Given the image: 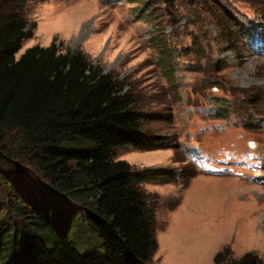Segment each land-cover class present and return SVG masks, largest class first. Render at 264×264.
I'll return each instance as SVG.
<instances>
[{
    "label": "rangeland",
    "instance_id": "obj_1",
    "mask_svg": "<svg viewBox=\"0 0 264 264\" xmlns=\"http://www.w3.org/2000/svg\"><path fill=\"white\" fill-rule=\"evenodd\" d=\"M22 10L34 30L16 59L53 41L81 51L132 91L143 120L165 118L144 121L151 144L113 157L154 171L141 185L155 207L153 264H214L225 248L232 261L264 259V102L242 101L264 99V47L248 38L264 32V0H34ZM215 97L228 118L214 117Z\"/></svg>",
    "mask_w": 264,
    "mask_h": 264
},
{
    "label": "trees",
    "instance_id": "obj_2",
    "mask_svg": "<svg viewBox=\"0 0 264 264\" xmlns=\"http://www.w3.org/2000/svg\"><path fill=\"white\" fill-rule=\"evenodd\" d=\"M33 1L0 0V264H153L155 207L141 185L155 181L154 171L113 157L151 144L144 121L165 118L143 120L132 91L122 93L125 85L81 51L53 41L16 59L32 38L22 9ZM213 104L214 117H229L228 100ZM229 255L219 251L214 264H264L251 252Z\"/></svg>",
    "mask_w": 264,
    "mask_h": 264
}]
</instances>
